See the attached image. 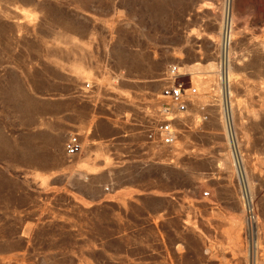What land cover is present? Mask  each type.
<instances>
[{
    "label": "rangeland",
    "instance_id": "rangeland-1",
    "mask_svg": "<svg viewBox=\"0 0 264 264\" xmlns=\"http://www.w3.org/2000/svg\"><path fill=\"white\" fill-rule=\"evenodd\" d=\"M223 45L247 185L225 164L224 93L182 74L220 71ZM263 54L264 0H0V264H264ZM173 65L206 102L151 143ZM71 133L94 150L67 157Z\"/></svg>",
    "mask_w": 264,
    "mask_h": 264
},
{
    "label": "built area",
    "instance_id": "built-area-1",
    "mask_svg": "<svg viewBox=\"0 0 264 264\" xmlns=\"http://www.w3.org/2000/svg\"><path fill=\"white\" fill-rule=\"evenodd\" d=\"M224 43V42H223ZM224 47V48H223ZM225 46H222V51L220 53V58L218 62L220 70V82L224 90V95H221V101L223 103L227 102L226 95V80L225 73L228 65V56L225 54ZM170 73L174 78L173 83L165 86L161 90V96L165 101L158 112L163 114L164 118L160 121L154 123L153 127L147 130V138L151 141L159 142L164 145H171L176 140V127L174 126V121L178 113H183L187 110L186 97L188 94H194L196 92L195 88L188 86L182 81L180 76L179 66L173 65L170 67ZM90 84H86V88H89ZM228 128L231 132L230 120L228 118ZM83 150L82 141L80 135L77 133H71L68 135L65 144L64 152L67 157L72 158L80 154ZM207 195V192H204ZM246 212V230L249 237L253 236L254 228L257 225V216L254 212L251 200L246 196L245 204Z\"/></svg>",
    "mask_w": 264,
    "mask_h": 264
},
{
    "label": "bare ground",
    "instance_id": "bare-ground-1",
    "mask_svg": "<svg viewBox=\"0 0 264 264\" xmlns=\"http://www.w3.org/2000/svg\"><path fill=\"white\" fill-rule=\"evenodd\" d=\"M30 3V2H29ZM38 7V6H37ZM42 8V7H41ZM38 9H40V8H38ZM15 12V11H14ZM229 12V11H228ZM19 16V15H18ZM15 18H16V16H15ZM18 18V17H17ZM20 18V17H19ZM18 18V19H19ZM4 24H6V22L4 23ZM228 25L229 24H227V26H225V34H226V39H228V37H229V34H228ZM13 28V27H12ZM16 28V27H15ZM20 28V27H19ZM10 30V29H9ZM8 31V30H7ZM30 31V30H29ZM230 31V30H229ZM14 32V31H13ZM4 33V32H3ZM224 33V32H223ZM18 35V34H17ZM226 41V40H225ZM225 41H223L224 43H225ZM217 43V42H216ZM226 44V43H225ZM231 44V43H230ZM257 44V43H256ZM227 45V44H226ZM228 46H229V44H228ZM260 50V49H259ZM257 54V53H256ZM260 54H262V51H261V53ZM264 55V54H263ZM230 56V55H229ZM230 60V59H229ZM232 64V63H231ZM245 64V63H244ZM202 65V64H201ZM76 66V65H75ZM81 66H83V65H81ZM186 66V65H185ZM232 66V65H231ZM233 67V66H232ZM82 68V67H81ZM245 68H246V66H245ZM181 69V68H180ZM180 69H179V72H180ZM182 70H183V75H185V74H188L189 76L191 75V80H192V82L194 83V85H196V87L200 90V91H207V92H209V91H212V89L210 90V87H213V92H214V94L216 95V92H218V91H221V92H223L224 93V90H223V87H222V85H221V82H220V79H218L217 78V75H220V71H218L217 70V68H216V62L215 63H210V64H208V65H206V66H199L197 63L195 64V65H193L192 67H190V68H182ZM78 71H79V74H80V72H81V69H80V67H78ZM167 71V70H166ZM260 71V70H259ZM95 72V71H94ZM201 72H204V73H209V75L208 76H206L205 78H203V77H200V75H199V73H201ZM86 73H88V72H86ZM263 74V73H262ZM82 75V74H81ZM86 75V74H85ZM164 75V77L163 78H161V82L159 83V85H161V84H169V82H172V81H174V78H173V76L171 75V73H170V70H169V75L168 74H163ZM83 76H84V74H83ZM87 76V75H86ZM180 76H181V74H180ZM85 77V76H84ZM82 79V77L79 75V77H78V81L79 80H81ZM225 80H226V95H227V98H228V100H227V104L226 103H224L223 104V107H222V109H223V115H219V118L217 119L218 120V125L221 127V129H223L224 130V128H225V136L227 137V140H228V142L230 143V145L232 146V155H230V154H225L224 155V159L226 160V165H227V167L230 169V171L229 172H231L232 173V166H230V157L231 158H233V162H234V164H233V166H235V170L237 171V175H238V177H240V179L242 178L243 180H244V182H245V184L247 185V181H246V172H245V168H244V164H243V162H244V159H243V157H242V155L240 154V151H239V146H238V140L236 139V133H235V131H232V129H231V132L229 131V128H228V118H229V120H230V123L232 124V122H233V125H234V119H235V116L236 115H238V120H239V125L241 126V129L245 132V121H242V112H240V110H238V108L236 107V105H235V103H233V92L234 91H236V90H234L233 89V85H231V81H230V67H227V70H226V73H225ZM77 81V82H78ZM190 81V80H189ZM80 82V81H79ZM168 82V83H167ZM190 83H191V81H190ZM97 85V84H96ZM233 86V87H232ZM97 87H99V86H97ZM95 88V87H94ZM158 88V87H157ZM197 90V89H196ZM198 90V91H199ZM85 93V92H84ZM210 93H212V92H210ZM212 95V94H211ZM159 96V95H158ZM157 96V97H158ZM209 99V98H208ZM210 100V99H209ZM204 102H206V101H204V100H200V99H198V100H193L191 103L189 102V105L191 106V104H195V108H197L198 107V105L200 104L201 105V103H204ZM215 102V101H214ZM188 105V104H187ZM188 105V106H189ZM199 105V106H200ZM214 105V104H213ZM202 106V105H201ZM200 106V107H201ZM194 107V106H193ZM248 107V106H247ZM205 108V107H204ZM211 108V107H210ZM240 108V107H239ZM246 108V107H245ZM213 109H215L214 107H213ZM249 110V109H248ZM187 111V110H186ZM200 111V110H199ZM215 110H213V112H214ZM209 112H210V109H209ZM211 112H212V109H211ZM212 112V113H213ZM215 112H217V115L218 114H220V107H219V111H218V106H217V111H215ZM245 113V112H244ZM179 114V113H178ZM247 115V114H246ZM182 116V115H181ZM183 117V116H182ZM244 118V117H243ZM157 119V118H156ZM161 119V118H160ZM176 119H177V116H176ZM246 119H247V117H246ZM183 120V119H182ZM182 120L181 119H178V122H182ZM156 122H157V120H155ZM160 121V120H159ZM225 122V123H224ZM247 122V121H246ZM214 123H216V121L214 122ZM248 124V123H247ZM176 125H177V123H176ZM176 125H175V121H174V126L176 127ZM154 126V123H153V125L151 126V127H153ZM248 126V125H247ZM235 127V126H234ZM262 127V126H261ZM219 129V128H218ZM228 129V130H227ZM247 129V128H246ZM227 130V131H226ZM249 131V130H248ZM176 132H177V128H176ZM247 132V131H246ZM88 134V133H87ZM86 133H84V135H83V137H82V140H83V142H82V146L87 150V154H90V152L91 151H93L94 150V148H93V143H91L90 141H89V137H88V135H87ZM177 134L178 133H176V138H177ZM221 134V133H220ZM67 135V134H66ZM223 135H224V133H223ZM179 138V137H178ZM64 141V140H63ZM50 142V141H49ZM156 143L155 141H151V143ZM175 142V141H174ZM233 144H235V147H236V149L234 150V148L235 147H233ZM255 146H257V145H255ZM262 147V146H261ZM260 151V150H259ZM53 154V153H52ZM59 154V153H58ZM169 154V153H168ZM74 157V156H73ZM35 159V158H34ZM36 161V160H35ZM81 161H83L82 159L81 160H78L77 161V163H79V162H81ZM85 161V160H84ZM50 162V161H49ZM229 163V164H228ZM50 166V165H49ZM227 169V168H226ZM246 171H247V169H246ZM229 176V175H228ZM84 181H87L88 182V178L86 177V176H84ZM240 181V180H239ZM90 182H91V180H90ZM90 184V183H89ZM28 232V231H27ZM254 246V245H253ZM10 247V246H9ZM5 248V247H4ZM6 249V248H5Z\"/></svg>",
    "mask_w": 264,
    "mask_h": 264
}]
</instances>
